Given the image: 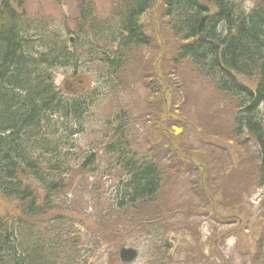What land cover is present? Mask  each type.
Wrapping results in <instances>:
<instances>
[{"label":"trees","instance_id":"trees-1","mask_svg":"<svg viewBox=\"0 0 264 264\" xmlns=\"http://www.w3.org/2000/svg\"><path fill=\"white\" fill-rule=\"evenodd\" d=\"M78 1L75 28L66 30L74 36L70 46L64 30L29 19L26 0H0V201L8 208L0 207V264H92L98 250L103 255L130 239L122 235H147L148 226L164 221L135 223L130 216L159 207L161 156L154 143L148 154L138 153L142 146L134 145L129 117L112 108L126 52L152 45L142 22L155 0H118L103 19L93 0ZM161 2V17L179 40L174 59L189 62L235 103L226 141L255 148L256 186L264 189V0L251 9L238 0ZM91 68L100 80L83 95H66L56 85L59 71L74 77ZM179 98L174 95L178 105ZM191 138L204 146L198 135ZM176 155L186 169L185 153ZM106 177L115 179L112 190ZM155 229L148 264H166L169 256L158 257L170 245L159 239L161 227ZM109 259L120 264L116 250Z\"/></svg>","mask_w":264,"mask_h":264},{"label":"rangeland","instance_id":"rangeland-1","mask_svg":"<svg viewBox=\"0 0 264 264\" xmlns=\"http://www.w3.org/2000/svg\"><path fill=\"white\" fill-rule=\"evenodd\" d=\"M117 1L93 0L97 17H107ZM238 1H243L245 9H251L258 0ZM161 5V0H155L153 10L142 22L152 45L131 49L124 56L125 63L116 78L121 92L118 100L112 102V108L124 109L129 117L134 145L142 146H134L138 153L148 154L147 146L154 143L156 155L161 156L157 161L163 184L160 203L154 206L159 207H142L130 216L135 223L161 218L164 221L160 225L149 224L147 235L140 232L122 235L121 239L130 238L123 246L138 249L140 256L133 264H148L155 228L161 227L159 239L167 241L170 251L158 258L169 256L166 264H264V189L256 186L255 148L226 141L232 134L237 113L235 103L198 76L189 62L174 59L179 40L173 39L166 20L161 17ZM26 10L29 19L49 21L53 27L64 30L69 40L71 36L66 30L75 28L79 1L26 0ZM58 73L56 85L62 90L66 78L74 77L68 70ZM82 76L91 82L92 88L100 80V73H94L92 68L90 73L77 77ZM65 90L71 92L69 86ZM174 95L180 96V105ZM198 124L205 125L207 137ZM195 135L203 139L204 146L191 138ZM84 140L89 142L92 138L84 136ZM85 142L80 143L85 146ZM181 151L185 153L181 161L187 163L186 169L176 161V153ZM106 165L103 163L102 168ZM114 180L103 179L107 190L113 189ZM0 202L1 210L8 209L7 202ZM81 229L85 236H90L84 224ZM119 248L102 250L103 255L98 250L89 263H115L109 256H114Z\"/></svg>","mask_w":264,"mask_h":264},{"label":"water","instance_id":"water-1","mask_svg":"<svg viewBox=\"0 0 264 264\" xmlns=\"http://www.w3.org/2000/svg\"><path fill=\"white\" fill-rule=\"evenodd\" d=\"M206 20H207V18L202 20V22L199 26V33L202 32V30L205 26ZM73 41L74 40L71 38V43H73ZM66 86H69L71 92L65 90ZM87 87H88V81L83 76L82 77H75L74 79L66 78V80L63 83V88H64V91L66 93H77V92H80ZM118 256H119V260L121 261V263L131 264L135 260H137V258L139 256V252L134 248L122 247V248H120V250L118 252Z\"/></svg>","mask_w":264,"mask_h":264},{"label":"bare ground","instance_id":"bare-ground-1","mask_svg":"<svg viewBox=\"0 0 264 264\" xmlns=\"http://www.w3.org/2000/svg\"><path fill=\"white\" fill-rule=\"evenodd\" d=\"M126 89H129V87L127 88V87H124V90H126Z\"/></svg>","mask_w":264,"mask_h":264}]
</instances>
